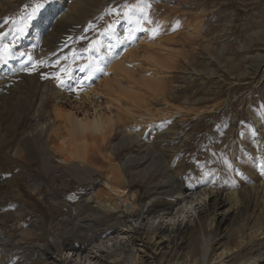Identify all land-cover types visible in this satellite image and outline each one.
I'll use <instances>...</instances> for the list:
<instances>
[{
  "label": "rangeland",
  "instance_id": "obj_1",
  "mask_svg": "<svg viewBox=\"0 0 264 264\" xmlns=\"http://www.w3.org/2000/svg\"><path fill=\"white\" fill-rule=\"evenodd\" d=\"M140 3L145 15L141 14L139 34L147 43L155 39L162 44L165 52L161 53L162 58L168 60L159 67L162 76H156L162 79L167 96L159 98L150 94V99L147 97L157 117L151 125L142 127L144 138L151 141L170 168L183 176L184 183L196 184L194 178L200 175L202 179L211 177V185L216 190L232 191L264 180V170L252 169L258 156L264 155V143L258 141L262 131L259 132L255 122L259 116L264 122V0H16L1 3L0 71L9 64L26 67L25 76L19 80L10 78L11 84L7 86L0 85V127L8 129L4 139L11 143L10 147L27 150L25 162L17 158L9 161L10 165L0 162V179L3 185L9 179L19 180L22 176L21 181L28 185L30 193L40 183L36 197L41 198L49 215H44L38 206L19 202L14 194L1 188L0 233L3 238L13 233L14 238L19 239L13 225L17 217L14 209L21 205L22 227L41 215L44 221H40L39 226L44 222L43 232L55 231L61 236L62 227L68 225L66 218L75 213L73 207L91 193V184L78 181L72 171H59L58 168L48 171L50 167L42 161L38 139H23L20 146L18 141L22 135L17 139V132L25 122L36 123L27 111L37 84L53 81L67 90L71 84L79 82L78 94L89 89L91 76L100 75L105 63L104 43L116 40L117 26L131 24L128 15L134 14L135 6ZM52 7L62 11L61 17L64 15L56 21L48 19L46 31H53V35L46 36L48 50L43 53L31 47L19 48L24 41L32 40L34 28L39 27ZM148 50L149 47L147 53ZM140 61L141 71L135 72L147 77L145 70L152 69L151 60ZM109 63L108 70L115 67V62ZM118 73L113 70L109 75L117 76ZM46 106L51 109L50 103ZM163 131H169L166 142L158 140ZM120 137L118 132L113 142L119 143ZM247 147L252 149V158L250 156L248 161ZM139 154L136 150L129 151V146L124 144L115 152V162L124 165L128 155ZM237 163L248 174L246 184ZM261 163L264 167V157ZM132 168L129 165L123 168L124 173H127L131 189L142 197L140 205L148 206L152 186L149 179L133 174ZM158 171L153 169L150 177L155 174L159 180L161 173ZM96 177L100 182L103 180L99 175ZM245 234L254 236L252 231ZM238 239L239 231L236 230L229 247H235ZM34 240L46 243L43 238ZM190 246L193 247V242ZM238 253L231 255L230 264H239ZM49 254L12 248L8 254H0V264H55Z\"/></svg>",
  "mask_w": 264,
  "mask_h": 264
},
{
  "label": "bare ground",
  "instance_id": "obj_2",
  "mask_svg": "<svg viewBox=\"0 0 264 264\" xmlns=\"http://www.w3.org/2000/svg\"><path fill=\"white\" fill-rule=\"evenodd\" d=\"M14 1L0 0V5ZM135 8L137 11L128 15L131 24L117 26L116 40L109 39L104 43L105 63L100 75L91 76L89 89L78 94L79 82L71 84L67 90L53 81L37 84L27 111L36 123L25 122L17 132V139L22 135L18 141L20 146L23 139H38L42 161L50 167L48 171L57 168L72 171L78 181L91 184L92 190L88 188L91 193L73 207L75 213L66 218L69 226L62 227L61 236L55 231L43 232L44 222L39 226L40 221H44L41 215L22 227V205L14 209L17 217L13 226L19 239H15L13 233L5 238L0 233V254H8L12 248L18 251L33 249L44 255L46 251L50 252L55 264H230L231 255L239 252V264H264V180L232 191L216 190L211 185V177L202 179L200 175L194 178L196 184L184 183L183 176L170 168L151 141L144 138L142 127H147L157 117L149 106V95L167 96L162 79L156 77L163 72L159 67L164 66L167 59L162 58L161 53H165L162 44L153 41L152 37L151 43H147L139 34L145 14L141 3ZM60 13L62 11L57 7H52L50 14L41 19L39 27L34 28L32 40L24 41L19 48L31 47L43 53L48 50L46 36L53 35L52 29L46 31L48 19L56 21L63 17ZM145 58L151 60L152 68L145 70L147 77L135 72L141 71L140 60ZM108 62H115V67L108 70ZM25 67L9 64L10 70L0 71V85L7 86L11 84L10 78L19 80L25 76ZM113 70L119 71L117 76L109 75ZM49 103L51 109L48 110L46 104ZM261 120L259 116L255 122L259 132L262 131L258 141L264 143V122ZM130 123L134 125L130 126ZM118 132L121 133L120 141L115 143L113 139ZM7 133V128L0 127V162L10 165L9 161L16 158L25 162L27 149L10 147L11 143L4 139ZM168 134L169 131L160 134L158 140L166 142ZM124 144L129 146V151L136 150L140 154L128 155L124 165L117 164L114 154ZM251 150L248 148L246 161L250 156L252 158ZM262 157L264 155L260 154L252 164L253 170H264ZM54 165L58 167L53 168ZM128 165L133 166L130 169L133 174L149 179L152 191L148 206L140 205L142 197L131 189L123 170ZM237 166L243 172L241 178L246 184L248 174L238 163ZM153 169L160 171L162 179L157 180L159 177L155 174L150 177ZM97 175L102 177L101 182L96 179ZM19 178L9 179L3 185L0 179V189L14 194L21 203L38 206L49 216L41 198L36 197L40 183L30 193L28 185L21 181L22 176ZM236 230L239 231L238 243L229 247ZM251 231L254 236L245 234ZM35 238H43L46 243L34 242Z\"/></svg>",
  "mask_w": 264,
  "mask_h": 264
},
{
  "label": "snow or ice",
  "instance_id": "obj_3",
  "mask_svg": "<svg viewBox=\"0 0 264 264\" xmlns=\"http://www.w3.org/2000/svg\"><path fill=\"white\" fill-rule=\"evenodd\" d=\"M61 82H63V81H61Z\"/></svg>",
  "mask_w": 264,
  "mask_h": 264
}]
</instances>
